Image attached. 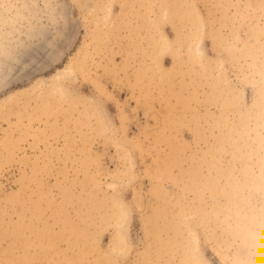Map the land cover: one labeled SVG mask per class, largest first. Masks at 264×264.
<instances>
[{"label": "rangeland", "instance_id": "rangeland-1", "mask_svg": "<svg viewBox=\"0 0 264 264\" xmlns=\"http://www.w3.org/2000/svg\"><path fill=\"white\" fill-rule=\"evenodd\" d=\"M14 263L264 264V0H0Z\"/></svg>", "mask_w": 264, "mask_h": 264}, {"label": "bare ground", "instance_id": "bare-ground-1", "mask_svg": "<svg viewBox=\"0 0 264 264\" xmlns=\"http://www.w3.org/2000/svg\"><path fill=\"white\" fill-rule=\"evenodd\" d=\"M182 13H183V12H182ZM107 23H108V22H107ZM107 27H108V26H107ZM107 27H106V28H107ZM153 29H154V28H153ZM252 48H253V47H252ZM147 73H148V72H147ZM195 73H196V72H195ZM217 86H218V85H217ZM56 92H57V90H56ZM50 94H51V93H50ZM198 187H199V186H198ZM232 188H233V187H232ZM98 206H99V205H98ZM94 207H95V206H94ZM95 208H96V207H95ZM97 209H98V208H97ZM233 214H234V213H233ZM253 221H254V220H253ZM240 224H241V223H240ZM72 234H73V233H72ZM246 234H247V232H246ZM67 235H68V234H67ZM256 238H257V237H256ZM75 241H76V240H75ZM28 242H29V241H28ZM28 242H27V243H28ZM252 243H253V242H252ZM14 264H15V263H14ZM262 264H263V263H262Z\"/></svg>", "mask_w": 264, "mask_h": 264}]
</instances>
